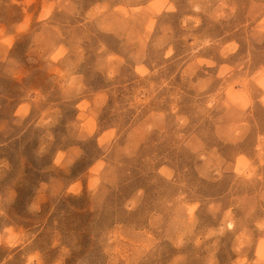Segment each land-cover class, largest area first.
Segmentation results:
<instances>
[{
	"label": "clouds",
	"instance_id": "9594fccd",
	"mask_svg": "<svg viewBox=\"0 0 264 264\" xmlns=\"http://www.w3.org/2000/svg\"><path fill=\"white\" fill-rule=\"evenodd\" d=\"M0 264H264V0H0Z\"/></svg>",
	"mask_w": 264,
	"mask_h": 264
}]
</instances>
